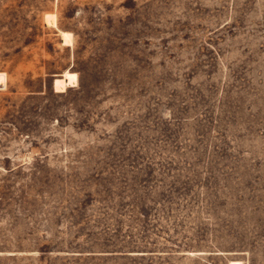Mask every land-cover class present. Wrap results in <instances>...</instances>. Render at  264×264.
Segmentation results:
<instances>
[{"label": "rangeland", "instance_id": "rangeland-1", "mask_svg": "<svg viewBox=\"0 0 264 264\" xmlns=\"http://www.w3.org/2000/svg\"><path fill=\"white\" fill-rule=\"evenodd\" d=\"M0 264H264V0H0Z\"/></svg>", "mask_w": 264, "mask_h": 264}, {"label": "bare ground", "instance_id": "bare-ground-1", "mask_svg": "<svg viewBox=\"0 0 264 264\" xmlns=\"http://www.w3.org/2000/svg\"><path fill=\"white\" fill-rule=\"evenodd\" d=\"M68 34H70V33H68ZM66 32H62L61 33V39H62V41L63 42H69L70 40V37H69V35H68ZM65 78H66V80H64V83H65V85H71V83H74V80H75V75L73 74V73H69V72H66V74H65ZM76 81V80H75Z\"/></svg>", "mask_w": 264, "mask_h": 264}]
</instances>
